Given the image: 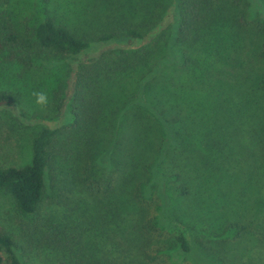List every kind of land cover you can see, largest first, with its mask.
Wrapping results in <instances>:
<instances>
[{"label": "trees", "instance_id": "trees-1", "mask_svg": "<svg viewBox=\"0 0 264 264\" xmlns=\"http://www.w3.org/2000/svg\"><path fill=\"white\" fill-rule=\"evenodd\" d=\"M169 10L172 22L158 30ZM152 33L140 48L106 49L75 71L71 94L65 92L68 83L56 86L61 89L59 107L70 98L71 120L32 128L25 140L26 161H0V190L26 221H34L49 193H55L41 222L48 231L35 225L41 234L30 232L25 238L28 246L32 242L50 250L47 264H133L129 236L137 231L149 236V243L153 235L161 238L151 247L158 253L176 251L199 260L201 253L183 233L170 245L164 238L163 230L170 226L165 209L172 181L179 182L172 188L189 194L186 183L197 178L196 171L214 175V162L223 166L226 157L214 151L218 117L225 129L229 123L246 125L247 133L258 140L243 152L252 161L259 146L264 161V102L255 90L257 84L264 89V79L252 80L253 74L257 79L264 74V0H0V73L11 67L53 69L93 45L143 39ZM229 38L252 41L253 64L236 74L234 83L231 76L214 78L212 70L203 86L190 84V73L201 68L197 63L211 67L209 51L216 52ZM235 64L233 57L231 65ZM117 80L119 86L107 95L108 84ZM233 89L244 97L238 105L246 118L240 115L242 108L226 104ZM20 101L15 91L0 88V106ZM191 120L202 131H188ZM152 133L159 140L156 145L149 140ZM198 136L202 147L196 151ZM186 141H193L191 147H185ZM106 164L114 174L108 178L99 173ZM102 197H108L106 205ZM152 197L159 207L157 220L148 217ZM57 202L65 208L59 217ZM130 215L136 223L127 227ZM56 249L61 254L55 255ZM24 251L28 250L0 224V264H41L36 252ZM142 253L150 262L169 264L165 259L157 262V255L147 248Z\"/></svg>", "mask_w": 264, "mask_h": 264}, {"label": "rangeland", "instance_id": "rangeland-1", "mask_svg": "<svg viewBox=\"0 0 264 264\" xmlns=\"http://www.w3.org/2000/svg\"><path fill=\"white\" fill-rule=\"evenodd\" d=\"M172 20L173 12L169 10L158 30L163 27L167 28ZM246 32L242 31V34ZM152 36L153 33L143 39L132 41L121 39L96 44L74 59L65 60L53 69H49V67L44 69L40 66L38 68L33 66L26 70L21 67L2 69L0 88L15 91L21 101L20 104L0 106V121L2 124L0 128V161L9 164H19L26 161L28 146L25 140L32 128L39 125L61 126L66 121L71 120L68 114V101L70 98L67 96L62 106L59 107L60 102L57 103V101L61 89L56 88V86L64 85L65 87L68 83L65 92L66 95L71 94L70 86L74 77L73 73L95 61L102 51L111 48L137 49L149 43ZM229 37H233V35ZM251 43L252 41L247 38L245 43L240 38H229L220 42L221 46L218 47L216 52L214 50L209 51V61L213 65L208 67L207 63H197V66H201V68L197 67L194 73H190L188 77H190L191 82L189 83L199 87L203 86L207 82L204 76L209 78L212 70H214V78L231 76L233 83L237 82L236 79L239 77L234 79L237 76L236 74L243 72L245 68L253 64L254 49L250 48ZM194 53L195 51L189 52V56L194 58V55H196ZM233 57L236 63L234 66L231 65ZM260 78L264 79V74H261L258 79L253 74V83L260 80ZM205 85H208V83ZM118 86V80L111 87L108 84L106 94L108 95L109 89L111 92L113 88ZM259 87V84H257L255 90L258 91V96L256 98L259 101L262 99L264 102V89H259ZM217 89L219 90V87ZM216 90L215 92H217ZM39 91L47 92L50 96V102L44 108L36 106L33 102V93ZM224 91L226 92V90ZM222 98H218L221 106L225 104ZM231 98L232 100L229 98L226 104L234 110L242 108L243 114L240 113V115H244L246 118L244 108L238 105L240 101H244L241 92L233 89ZM222 121L224 120L218 117L214 124V127H216L214 130V151H219L226 157L225 163H222L223 166H219V161L214 162V175H210L209 172L196 171L195 176L197 178L186 183L190 191L189 194H182L181 189L175 190L172 188L179 185L178 181H172L170 197L168 196L169 204L165 209L166 221L170 223V226L167 231H163L164 238L168 240V245L175 236L183 233L192 245L193 250L201 253V258L198 260L190 256L187 257L185 254L177 255L176 251L158 253L152 248L158 244L161 238L153 235L149 243V236H145L144 232L137 231L133 233L134 236L133 234L129 236V239L133 238L131 254L133 264H155L150 262L142 253L145 248L150 254L157 255V262L165 259L169 264H220L221 259L237 264H264V161L261 160L259 146H256L252 161L243 152L251 143L255 144L258 139L255 134L250 135L247 133V126H244L243 123H229L230 127L225 129ZM194 123V120L188 122V131L193 132L194 128L195 130L199 128ZM199 129L201 130V128ZM149 140L155 145L159 142L157 135L153 133L150 134ZM199 140L200 137L198 136L196 138L197 146L194 149L196 151L201 150L202 147ZM192 144L193 141H186L185 147H191ZM112 171L113 169L108 167L107 164L104 168L102 166L99 168V173L104 178H108L111 174L114 175ZM58 193L56 192V198L59 197ZM49 196L54 197L55 193L51 191ZM50 197L42 204L37 218L34 221L33 219L30 220L33 222L29 224L30 221L23 219L14 210L9 195L0 190V224L15 235L20 246L23 244L28 250L27 253L30 251L36 252L37 260L41 264L49 263L46 261L45 254L50 250L43 251L41 248H36L32 242L28 246L25 243V238H29L27 235L30 232L37 235L41 234V231L37 230L35 225L46 229V232L48 231L49 228L41 222L47 217V212L50 211L47 208ZM102 199L106 205L108 197H102ZM152 201L148 217L154 216L153 220H157V216L160 217L159 207L155 205L157 199L152 197ZM55 208L58 217L65 211L64 205L59 202L56 203ZM134 210V217L139 218V213L136 209ZM161 218L163 219L162 216ZM54 221L57 220L54 219ZM135 223L132 215H130L127 227ZM58 251L60 250L56 249L55 255L57 253L61 254ZM27 253L24 251V254ZM192 256L196 257L197 255L193 254Z\"/></svg>", "mask_w": 264, "mask_h": 264}, {"label": "clouds", "instance_id": "clouds-1", "mask_svg": "<svg viewBox=\"0 0 264 264\" xmlns=\"http://www.w3.org/2000/svg\"><path fill=\"white\" fill-rule=\"evenodd\" d=\"M33 96H34L33 102L38 107L44 108L50 102V96L47 92L44 91L34 92Z\"/></svg>", "mask_w": 264, "mask_h": 264}]
</instances>
